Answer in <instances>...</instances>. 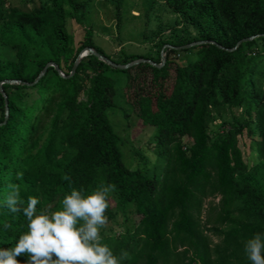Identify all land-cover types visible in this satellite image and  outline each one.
<instances>
[{"label":"trees","instance_id":"1","mask_svg":"<svg viewBox=\"0 0 264 264\" xmlns=\"http://www.w3.org/2000/svg\"><path fill=\"white\" fill-rule=\"evenodd\" d=\"M38 1L22 10L0 0V81L30 83L0 84L7 107L4 116L0 94V247L14 246L27 231L23 213L3 204L9 184L19 185L23 206L35 196L38 210L56 211L72 188L89 194L103 182L116 185L114 209L137 217L131 230L102 235L114 254H129L122 264H250L244 242L264 235V0H161L177 21L169 33L146 38L142 54L120 49L114 56L94 43L90 28L76 41L67 30V19L83 24L90 0ZM109 1L118 23L125 0ZM154 2L147 0V7ZM251 35L257 36L231 51L215 45L230 48ZM197 40L213 43L166 47L159 67L140 62L118 69L87 53L68 75L85 46L114 63H159L162 45ZM48 61L64 76L49 65L33 81ZM115 72L124 74L122 92L153 100L158 167L147 174L124 164L120 137L106 115L117 97ZM41 113L46 120H39ZM207 115L218 121L213 131ZM242 136L256 153L251 165L238 143ZM213 196L218 200L209 202L203 223L202 200ZM204 230L218 240L210 245ZM26 258L18 257L21 264Z\"/></svg>","mask_w":264,"mask_h":264},{"label":"rangeland","instance_id":"2","mask_svg":"<svg viewBox=\"0 0 264 264\" xmlns=\"http://www.w3.org/2000/svg\"><path fill=\"white\" fill-rule=\"evenodd\" d=\"M4 1L6 6H15L22 10H29L32 7H36L39 3L38 0ZM146 2L147 0H125L122 7V16L117 23L113 6L109 0H90L85 7L83 24H76L72 19H67V30L71 33L73 41H76L80 38L84 27L90 28L94 43L111 56L117 55L120 49L129 53L142 54L146 52L149 46L148 41L167 35L170 27L177 23L175 21L176 17L161 0H155L151 8L147 7ZM146 10H148L147 15L145 14ZM177 25L181 26V23ZM184 29L189 31V33H193L192 28L188 25H184ZM157 31L159 34H153ZM146 38L150 40L147 41ZM176 57L180 62L184 59L183 54H179ZM112 75L115 78L117 97L115 98V105L106 110L107 118L114 131L120 137L119 148L124 164L128 168H137L147 174L154 165L158 167V163L156 164L155 162V151L159 147L154 144L153 138V120L156 116L153 100L146 93L130 95L128 90L122 92L124 74L115 72ZM78 98H82L81 92ZM223 118L228 119V114H224ZM40 119L44 121L47 116L44 118L43 113H41ZM205 123L208 130L213 131L216 129L218 121L211 120L207 115ZM182 141L188 143L189 139L182 138ZM238 143L244 161L248 165L253 164L256 160V153L247 146L248 140L242 136L238 138ZM55 200L58 201L59 199L55 197L53 201ZM217 200V196L206 197L202 200L201 222H205L209 202L216 203ZM109 209L111 214H106L108 223L101 230V235L117 234L124 232L126 229H132L137 221V217L133 213L122 214L116 211L111 197ZM204 233L207 235L210 245L218 240L209 231L204 230ZM181 249L178 248V250ZM187 255H190V253H187Z\"/></svg>","mask_w":264,"mask_h":264},{"label":"clouds","instance_id":"3","mask_svg":"<svg viewBox=\"0 0 264 264\" xmlns=\"http://www.w3.org/2000/svg\"><path fill=\"white\" fill-rule=\"evenodd\" d=\"M70 181L65 174L62 177ZM3 201L11 213L22 212L27 231L19 235L14 246L0 247V264H21L18 257L26 256L23 264H122L129 258L124 251L119 256L102 243L101 230L108 223L106 211L116 185L103 183L85 194L72 188L60 201V210L37 209L40 200L29 196L24 205L18 184H9ZM3 227L12 228L5 222ZM244 253L250 264H264V235L255 233L244 242Z\"/></svg>","mask_w":264,"mask_h":264},{"label":"water","instance_id":"4","mask_svg":"<svg viewBox=\"0 0 264 264\" xmlns=\"http://www.w3.org/2000/svg\"><path fill=\"white\" fill-rule=\"evenodd\" d=\"M255 36H257V35H251V36L243 37V38L237 40V41L235 42V44H234L232 47H230V48H224V47H222V46L219 45V44H215V45H216L217 47H219V48H223V49H225V50H227V51H231V50L235 49V48L238 46L239 43L244 42V41L251 40V39H253ZM201 43H213V42L210 41V40H197V41H192V42H189V43H186V44H183V45H178V46H170V45H168V44H164V45L161 46V48H160V50H159V56H160V62H159V63H155V62H153V61H151L150 59H147V58H136V59H133V60H131V61H128V62H126V63H122V64H121V63H114V62H112L111 60H109L108 58H106L105 56H103V55H101L100 53L94 51L91 47L85 46V47H83L82 49L79 50V52L77 53L76 57L74 58V61H73V63H72V66H71V69H70L68 75H70V74L73 72V70H74V68H75V66H76V64H77V62L79 61V59H80L82 56H84L85 54H87V53L92 54V55L95 56L97 59H99V60L105 62L106 64H108V65H110V66H112V67H114V68H118V69H125V68H128V67L132 66V65H135V64H137V63H140V62H145V63H148V64H150V65H152V66L159 67V66H161L162 63L164 62V58H165V56H164V52H163L164 48H166V47H171V48H173V49H183V48H188V47H191V46H194V45H198V44H201ZM49 65H51V66L54 68V70H55L60 76H64V75L59 71V69H58V67L55 65V63H53V62H51V61H48V62H46V63L43 65V67H42L41 70L38 72V74L35 76V78L33 79V81H35L39 76H41V74L44 72L45 68H46L47 66H49ZM68 75H66V76H68ZM33 81H32V82H33ZM1 83H21V84H24V85H26V84H30V83L25 82V81H19L18 79H3V80L0 81V84H1ZM0 94H1V96L3 97V104H4V109H3V111H4V116H5V115H6V112H7V107H6V96H5L4 92H3L2 89H1V86H0Z\"/></svg>","mask_w":264,"mask_h":264}]
</instances>
